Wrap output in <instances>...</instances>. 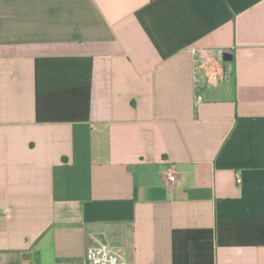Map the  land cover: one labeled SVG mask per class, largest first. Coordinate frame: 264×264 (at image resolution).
I'll return each mask as SVG.
<instances>
[{
	"label": "crops",
	"instance_id": "1",
	"mask_svg": "<svg viewBox=\"0 0 264 264\" xmlns=\"http://www.w3.org/2000/svg\"><path fill=\"white\" fill-rule=\"evenodd\" d=\"M101 245L264 264V0H0V264Z\"/></svg>",
	"mask_w": 264,
	"mask_h": 264
},
{
	"label": "built area",
	"instance_id": "2",
	"mask_svg": "<svg viewBox=\"0 0 264 264\" xmlns=\"http://www.w3.org/2000/svg\"><path fill=\"white\" fill-rule=\"evenodd\" d=\"M198 57V59L203 60V63L207 65V76L214 77L215 75H220L223 71L221 66H215V60L210 54L203 53ZM166 180L167 182L174 181V174L171 172L167 173ZM236 182H241L240 177L237 176ZM84 264H126V262L116 251L107 246L101 245L92 248L87 252Z\"/></svg>",
	"mask_w": 264,
	"mask_h": 264
},
{
	"label": "water",
	"instance_id": "3",
	"mask_svg": "<svg viewBox=\"0 0 264 264\" xmlns=\"http://www.w3.org/2000/svg\"><path fill=\"white\" fill-rule=\"evenodd\" d=\"M224 60H226V61L231 60V52L228 49L224 50Z\"/></svg>",
	"mask_w": 264,
	"mask_h": 264
}]
</instances>
